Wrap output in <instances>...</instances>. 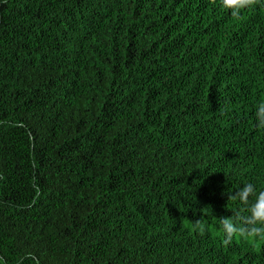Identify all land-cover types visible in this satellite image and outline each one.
Listing matches in <instances>:
<instances>
[{"label":"trees","instance_id":"1","mask_svg":"<svg viewBox=\"0 0 264 264\" xmlns=\"http://www.w3.org/2000/svg\"><path fill=\"white\" fill-rule=\"evenodd\" d=\"M0 264H264V0H0Z\"/></svg>","mask_w":264,"mask_h":264}]
</instances>
